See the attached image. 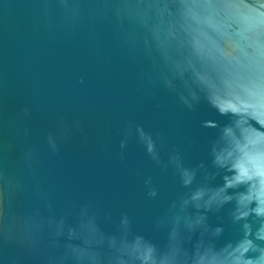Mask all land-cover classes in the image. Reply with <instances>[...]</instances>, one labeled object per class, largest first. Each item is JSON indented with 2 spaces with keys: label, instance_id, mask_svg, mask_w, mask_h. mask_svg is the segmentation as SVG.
I'll return each instance as SVG.
<instances>
[{
  "label": "water",
  "instance_id": "1",
  "mask_svg": "<svg viewBox=\"0 0 264 264\" xmlns=\"http://www.w3.org/2000/svg\"><path fill=\"white\" fill-rule=\"evenodd\" d=\"M0 264H264V0H0Z\"/></svg>",
  "mask_w": 264,
  "mask_h": 264
}]
</instances>
